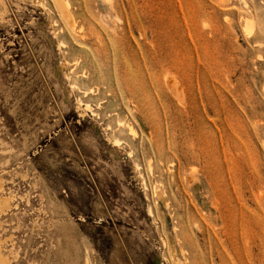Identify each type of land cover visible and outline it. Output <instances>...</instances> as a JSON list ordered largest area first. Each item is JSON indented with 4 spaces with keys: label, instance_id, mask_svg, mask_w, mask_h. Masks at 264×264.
<instances>
[{
    "label": "rangeland",
    "instance_id": "obj_1",
    "mask_svg": "<svg viewBox=\"0 0 264 264\" xmlns=\"http://www.w3.org/2000/svg\"><path fill=\"white\" fill-rule=\"evenodd\" d=\"M69 2L0 0V264H264V0Z\"/></svg>",
    "mask_w": 264,
    "mask_h": 264
},
{
    "label": "bare ground",
    "instance_id": "obj_2",
    "mask_svg": "<svg viewBox=\"0 0 264 264\" xmlns=\"http://www.w3.org/2000/svg\"><path fill=\"white\" fill-rule=\"evenodd\" d=\"M2 1V0H1ZM106 1V0H104ZM110 1V0H109ZM54 3L57 4V6L59 7V9L62 11V13L64 14L65 18L68 20V22H70V25L72 26V23L73 24H76L73 22V15L71 13V10H70V2L69 0H54ZM248 24V23H247ZM74 28V25L72 26V29ZM77 108H81L83 107L84 110L88 109L89 108V104L86 103L84 104V102H82V100H79L78 103H77ZM129 131L131 133H135V130L133 127H129ZM117 141V140H116ZM115 141V143H116ZM119 141H117V144H118Z\"/></svg>",
    "mask_w": 264,
    "mask_h": 264
}]
</instances>
